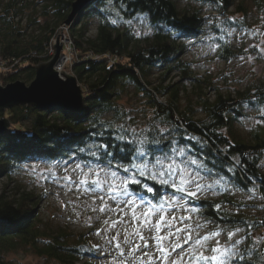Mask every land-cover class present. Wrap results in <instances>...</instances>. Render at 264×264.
Instances as JSON below:
<instances>
[{
	"label": "trees",
	"instance_id": "1",
	"mask_svg": "<svg viewBox=\"0 0 264 264\" xmlns=\"http://www.w3.org/2000/svg\"><path fill=\"white\" fill-rule=\"evenodd\" d=\"M74 1L0 0V59L11 62L7 72L0 74V85L33 80L36 65L50 58V43ZM245 1L264 20V0H91L68 27L70 48L73 46L74 50H70L73 63L65 68L83 91L81 107L77 111L41 110L29 105L0 109V118L9 122L0 134V177L15 182L10 179L12 175L31 159L50 167L57 161L71 163L73 152L77 159L86 155L79 153L78 148L99 142L95 133L104 131L108 138L105 129L109 125L115 128L123 124L148 131L157 127L171 129L169 139L189 145L192 154L213 170L208 180L218 185V197L195 201L198 211L194 213L200 221H215L203 227V235L216 224L229 230L242 228L249 240L240 251L248 264H264L259 257L260 248L251 236L254 232L259 236L257 241L262 240L264 214L251 217L255 215L237 211L235 208L244 204L234 194L238 190L256 192L264 199V116L259 111L264 107V76L232 93L215 90L210 83L203 90L180 58L183 40L206 36L207 29L213 33L216 56L222 60L234 57L223 29L243 27L248 14ZM203 4L213 5L218 16L207 19ZM230 8L234 13H230ZM235 13L239 19H231ZM92 22L96 28L94 36L88 34ZM175 71L197 81L196 99L182 98L183 88L178 83L164 85ZM154 72L159 78L151 87L150 76ZM130 90L145 97L147 107L140 121L129 116L131 113L121 103ZM211 90H215L213 97L208 96ZM248 109L262 122L256 123L246 140L235 131L234 124L247 116ZM12 189L11 194L0 191V264H13L4 255L17 251L42 258V264H95L97 248L88 236L74 235L68 227L44 220L40 212L42 195L20 190L16 182ZM216 204L221 205L219 211L214 208ZM248 223L253 224L250 235ZM222 236L227 238L226 233Z\"/></svg>",
	"mask_w": 264,
	"mask_h": 264
},
{
	"label": "snow or ice",
	"instance_id": "2",
	"mask_svg": "<svg viewBox=\"0 0 264 264\" xmlns=\"http://www.w3.org/2000/svg\"><path fill=\"white\" fill-rule=\"evenodd\" d=\"M115 22L114 20L113 23ZM233 31L236 29L233 28ZM240 31L243 35V30ZM258 33L264 35L259 29L255 32L249 31L248 34L255 36ZM228 35H232V32H228ZM249 47L264 52V48L259 44ZM212 50L215 51V47ZM253 100L255 101V97ZM259 111L264 116V107ZM105 131L108 133V138H105V132L101 131L95 133L100 138L98 143L93 141L87 147L78 148L79 153L86 155L77 159L76 152L72 153L71 162L75 166L71 171L77 174L78 180H73L68 171L69 161L63 163L57 161L56 165L49 167L46 172L41 170L40 178L69 190L74 187L82 194L92 195L93 204L96 199L101 201L99 208L101 213L118 214V219L111 222L104 221L105 233L115 229L118 224L127 225L128 221L124 217H131L132 229L129 231L127 227L124 228L122 241L119 231L111 238L105 236L117 255L123 258L118 264H248L245 255L238 247L244 237L233 240V237L244 229L229 230L216 224L213 230L201 236L198 229L215 221H205L195 227L184 223L191 220L192 213L198 211L195 203L198 194L218 187L217 184L205 182L213 176V170L207 166L206 161L192 154L189 145H183L175 138L169 139L172 130L166 128L157 127L148 131L120 124L115 128L109 125ZM184 139L196 140L195 137H184ZM53 167H63L65 175L58 176L53 172ZM32 171L35 173L36 169L33 168ZM146 181H152V184ZM110 203L115 204L116 207H110ZM214 208L219 211L221 205L216 204ZM92 210L96 211L95 208ZM176 211H183L188 215L179 217L173 215L169 219L168 213ZM154 217L157 219L153 224ZM177 224L182 227H177ZM247 227L250 235L253 224L248 223ZM165 228L166 234L160 235ZM144 230H154L151 239L159 253L155 260L147 251L149 245L143 235ZM224 233L227 235V240L222 244L219 237ZM100 234L101 230L97 229L96 235ZM211 240H215V244L209 247L208 242ZM254 243L258 244L259 241ZM123 246H129L127 255ZM141 248L145 250L143 255L136 256ZM177 249H180L177 258L170 259ZM259 257L264 262V253L259 254ZM114 264L117 262L114 261Z\"/></svg>",
	"mask_w": 264,
	"mask_h": 264
},
{
	"label": "rangeland",
	"instance_id": "3",
	"mask_svg": "<svg viewBox=\"0 0 264 264\" xmlns=\"http://www.w3.org/2000/svg\"><path fill=\"white\" fill-rule=\"evenodd\" d=\"M239 1L240 0H235V3H238ZM192 5L196 4L192 3ZM244 6L247 8L248 14L243 27H231L225 31L227 35L226 41L228 46L235 53V56L229 60H222L216 56V43L213 40V33L210 29L206 30V36L196 35L194 37L186 38L182 42L183 49L181 51L180 58L188 64L190 71L196 77V79L199 80L198 84L200 83L199 86H201L203 90L206 89L207 83H210L213 88H215V90L218 89L223 93H232L236 90L243 89L247 84L253 82L255 79H260L264 76V52H260L256 48L249 47L250 45L259 44L261 48H264V43H261V41H264V35H260L258 33L257 35L253 36L248 34L249 31L255 32L257 29H259L260 33H264V20L261 18L262 16H260L253 8L250 2L245 1ZM201 8L207 19H211L213 15L218 16L213 5L203 4ZM229 11L230 13H234L233 8H230ZM234 15L235 16H231V19H239V14L235 13ZM207 23L210 25L211 22H208L207 20ZM68 27L69 25L63 23L58 27L56 33V35L60 34L58 36V45H60V42H62V45L56 63L54 64V70L62 80H64L66 76L61 74L60 71H63L67 75L73 76L71 72L67 71L65 68L66 65L70 66L71 63H73L71 51L74 50L73 46L70 48L72 40L70 39ZM233 28H235L236 31H233ZM241 29L243 30V35L241 34ZM95 31V23L92 22L88 34L90 36H94ZM228 32H232V35H228ZM54 40L56 41V38ZM54 40L50 43V49L53 48V52L51 53L50 50L47 51V55L50 56L49 59H51L53 54H55V46H52L55 44ZM213 47H215V51L212 50ZM245 49H248V51H245ZM85 57L91 58L89 56ZM241 57H243V59H241ZM249 57H251V59H249ZM3 61L4 60L0 59V74L7 72L9 64L11 63L7 61L9 63L8 64L6 61ZM183 76L184 75L179 71L172 72L165 80L164 85L168 83H178V86L183 88L180 93L182 98L188 96L193 100L196 99L198 89L195 85L197 81L188 80L187 78H183ZM150 77L152 87L158 83L159 76L154 72ZM31 81H25L24 84L28 86ZM215 90H211L208 93V96L213 97ZM82 96H84V94ZM161 100L163 101V99ZM121 103L124 105L128 113H131L129 116L135 118L138 121L141 120L142 114H145L144 112L147 107L145 104V97L141 94L135 93L133 90H130L129 94L123 97ZM247 113V116H244L239 122L234 124L235 131L246 140L250 138L251 130L257 123V119L254 116V111L250 109ZM146 114L147 116L151 115L148 110L146 111ZM198 116L201 117L202 115L199 114ZM261 165L262 171L264 172V160H262ZM74 166L75 164L73 162L67 164L68 171L71 174L72 179L78 180L77 174L72 173L71 171ZM49 167L50 166H48L46 163L40 162L39 160L36 162L32 161L31 164H26V166L19 170L15 175H12L10 179L11 181H15L18 185H20V190L33 191L34 193L43 196L40 203V212L44 220L54 225L66 226L74 235L88 236L92 243L95 246H98L96 247L97 253L96 257L94 258L95 264H114V261L118 264V261L123 258L117 255L116 250H114L107 242L105 236L111 238L117 234V231H119L120 239L122 241L124 239V228L127 227L129 231L132 229L131 217H124V219L128 221L127 225L118 224L115 229L105 233L104 229L106 225L104 224V221L108 220L111 222L112 220H116L119 218L118 214H114L112 212L101 213L99 211L101 201L96 199L95 204H93L92 195L82 194L74 187L69 190L66 187L59 186L57 183L41 179V170H45L46 172ZM33 168L36 169L35 173L32 171ZM52 170L58 176L62 177L65 175L63 167H53ZM8 180L9 179L6 177H0V191L5 190L7 194H11L14 191L12 188L15 182L9 183ZM205 182L212 183L208 179ZM234 194L237 195V201L241 204H244L241 207L235 206L237 211L255 215L251 217H258L264 214V199L262 196L256 192L246 193L239 190L235 191ZM219 195L220 192L215 188L211 191L206 190L203 193L198 194L197 198L218 197ZM109 206L112 208L116 207L115 204L111 203ZM93 208L96 209L95 212L92 210ZM173 215L179 217L188 215V213L183 211L169 212V219ZM156 219V217L153 218V224L155 223ZM184 223L191 224L193 227H195V225L203 224L204 222H201L199 217L195 215V213H192L191 220L185 221ZM176 226L182 227L180 224H177ZM97 229L101 230L100 235H96ZM174 230L175 229H173V231ZM203 231L204 228L198 229L200 235H203ZM166 232V228L162 229L160 235H165ZM253 233L251 234L252 239L253 241H257V237L259 236H257L258 234L255 235ZM260 234L262 236V240L259 241L256 246L258 249L260 248L262 253V249L264 248V243L262 244V241L264 240V233ZM143 235L148 240L149 247L147 251L153 256V259L155 260L159 253L153 246L154 241L151 239V237L154 235V230H144ZM193 235H195V233H193ZM247 236L248 235H245L244 231H242L233 237V240L244 237L243 242L238 246L239 249H241L242 245H244L248 239ZM219 239L222 244L227 240V238L222 235L219 237ZM142 243L143 242H141V244ZM214 244L215 240L209 241V247L213 246ZM123 247L124 252L127 255L129 246ZM185 247H187V245H185ZM144 251L145 250L141 248V251L137 252L135 255L141 256L143 255ZM179 252L180 249H177V252L174 253L170 259H176ZM4 257L13 264H42L43 262L42 258L36 257L35 255L25 251L6 253ZM146 259L147 258L145 257V260Z\"/></svg>",
	"mask_w": 264,
	"mask_h": 264
},
{
	"label": "water",
	"instance_id": "4",
	"mask_svg": "<svg viewBox=\"0 0 264 264\" xmlns=\"http://www.w3.org/2000/svg\"><path fill=\"white\" fill-rule=\"evenodd\" d=\"M91 0H75L71 5V11L65 20L70 25L77 14L82 11ZM60 35V34H59ZM56 36L55 54L47 62H41L35 67V76L27 86L23 81H14L0 85V109H8L17 105H29L41 110L50 108H62L69 111H77L83 103V91L73 76L60 71L64 80L54 70V64L60 52L58 36ZM9 126L5 118H0V134ZM264 253V248L262 249Z\"/></svg>",
	"mask_w": 264,
	"mask_h": 264
},
{
	"label": "bare ground",
	"instance_id": "5",
	"mask_svg": "<svg viewBox=\"0 0 264 264\" xmlns=\"http://www.w3.org/2000/svg\"><path fill=\"white\" fill-rule=\"evenodd\" d=\"M30 161H31V162H32V161L36 162V161H38V159H31ZM27 164H28V163H27ZM29 164H31V163H29Z\"/></svg>",
	"mask_w": 264,
	"mask_h": 264
},
{
	"label": "built area",
	"instance_id": "6",
	"mask_svg": "<svg viewBox=\"0 0 264 264\" xmlns=\"http://www.w3.org/2000/svg\"><path fill=\"white\" fill-rule=\"evenodd\" d=\"M56 36H57V35H56ZM53 40H54V39H53ZM53 40H52V41H53ZM54 42H55V40H54ZM54 42H53V43H54ZM48 51H49V50H48ZM50 51H51V53L53 52V50H52V49H50Z\"/></svg>",
	"mask_w": 264,
	"mask_h": 264
}]
</instances>
